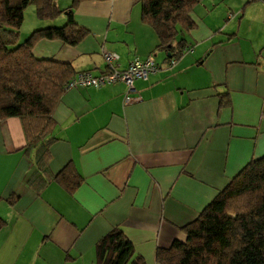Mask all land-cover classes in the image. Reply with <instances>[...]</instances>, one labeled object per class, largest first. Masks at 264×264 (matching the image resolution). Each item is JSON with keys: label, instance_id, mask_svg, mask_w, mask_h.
Wrapping results in <instances>:
<instances>
[{"label": "crops", "instance_id": "crops-1", "mask_svg": "<svg viewBox=\"0 0 264 264\" xmlns=\"http://www.w3.org/2000/svg\"><path fill=\"white\" fill-rule=\"evenodd\" d=\"M140 2L82 0L74 19L88 33L78 44L35 43V56L68 62L75 75L105 72L104 50L118 55L120 70L150 54L159 68L134 82L137 102H124L120 81L64 91L49 168L73 162L83 181L72 192L56 182L39 193L28 186L34 163L21 122L0 119V264H97L95 245L114 227L133 244V257L158 264L157 247L184 240L182 227L264 156V0L195 4V26L180 34L192 50L174 64L155 48ZM65 21L36 17L26 36Z\"/></svg>", "mask_w": 264, "mask_h": 264}, {"label": "trees", "instance_id": "trees-1", "mask_svg": "<svg viewBox=\"0 0 264 264\" xmlns=\"http://www.w3.org/2000/svg\"><path fill=\"white\" fill-rule=\"evenodd\" d=\"M82 0H71L61 8L58 0H0V119L16 117L25 137L24 151L34 163L27 180L36 193L56 182L72 192L83 181L73 162L51 172L50 146L53 112L65 84L76 71L68 62L40 58L33 53L42 38L58 39L74 46L88 33L74 19V8ZM141 21L156 33L157 50L172 59L185 52L181 33L192 29L191 11L201 0H140ZM34 5L36 17L53 20L65 15L60 26L33 30L24 40L20 28L24 10ZM228 102L221 95L220 105ZM1 199V197H0ZM8 202L14 203V197ZM0 217V228L4 225ZM185 239H174L168 247H157L158 264H264V156L252 158L220 189L190 222L182 227ZM97 264H145L118 227L95 245Z\"/></svg>", "mask_w": 264, "mask_h": 264}, {"label": "built area", "instance_id": "built-area-1", "mask_svg": "<svg viewBox=\"0 0 264 264\" xmlns=\"http://www.w3.org/2000/svg\"><path fill=\"white\" fill-rule=\"evenodd\" d=\"M192 50L190 44H186L183 47V52H189ZM103 57L107 64V70L100 75L94 76L88 71L79 72L70 78L65 84V90L73 87H100L104 84H111L115 82L125 83L127 90L124 96V102L126 104L130 102H137L141 100V97L136 93L134 82L138 79H146L150 73L158 70V64L155 61L153 54H150L147 58L141 60L138 57L133 58L126 69L120 70L114 64L118 55L115 52L104 50ZM175 59L172 58L169 64H174Z\"/></svg>", "mask_w": 264, "mask_h": 264}, {"label": "rangeland", "instance_id": "rangeland-1", "mask_svg": "<svg viewBox=\"0 0 264 264\" xmlns=\"http://www.w3.org/2000/svg\"><path fill=\"white\" fill-rule=\"evenodd\" d=\"M68 2L69 0H60L59 5L63 6ZM35 18H36V13H35L34 5L27 6L26 9L24 10V21L20 28L22 30V36L20 38L21 40H24L27 37L26 33L30 31L31 29L30 27L34 24Z\"/></svg>", "mask_w": 264, "mask_h": 264}]
</instances>
